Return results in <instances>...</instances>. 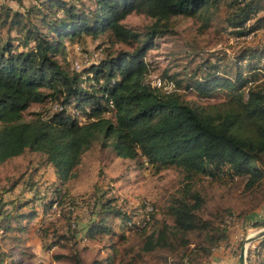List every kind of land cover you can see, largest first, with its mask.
<instances>
[{
	"label": "trees",
	"instance_id": "1",
	"mask_svg": "<svg viewBox=\"0 0 264 264\" xmlns=\"http://www.w3.org/2000/svg\"><path fill=\"white\" fill-rule=\"evenodd\" d=\"M34 1L23 11L3 5L0 13V25L17 27L22 33L20 43L12 44L9 36L0 40V164L25 152L41 154L51 164L55 180L44 190L42 210L53 201H65L64 184L93 145L115 157L140 159L157 168L174 167L183 184L166 206L172 223L161 222L144 234L152 215L146 226L133 233L143 235L141 253L164 248L174 258L173 264H200L228 235L218 222L208 226L200 220L197 212L203 198L192 189V179L240 178L245 189H257L264 179V47L244 48L232 61V77L220 75L219 65L211 63L204 64L209 70L187 75L183 85L176 74L164 70L159 87L146 79L144 55L156 47L158 38L171 32V18L197 17L206 28L210 10L221 1L231 34L262 29L264 0H92L91 8L78 7L75 0ZM131 12L144 15L151 23L141 31L124 26L120 21ZM103 31L116 42L134 45L133 49L103 56L79 72H67L56 58L63 39L82 33L95 38ZM167 84L172 86L164 89ZM181 89L193 92L195 99L186 98ZM213 91H223L226 97L207 102ZM44 100L57 108L23 118L22 112L31 104ZM106 197L100 201L99 211L95 210L97 201L93 204L86 237L110 232L105 222L108 215L117 219L122 234L131 231L120 224L128 215L112 204L114 197ZM31 201L25 199L0 211L2 233L26 229L37 212L19 209ZM66 221L71 226L68 217ZM200 229H208L206 245H194L185 253L187 233ZM42 230L41 236L46 238L47 229ZM54 237L46 249L68 239L63 234ZM263 247L264 237L257 242L258 250L255 247L251 253L247 249L245 263L264 264ZM7 255L0 248V264ZM68 257L72 264H110L107 258L83 263L74 254Z\"/></svg>",
	"mask_w": 264,
	"mask_h": 264
},
{
	"label": "rangeland",
	"instance_id": "2",
	"mask_svg": "<svg viewBox=\"0 0 264 264\" xmlns=\"http://www.w3.org/2000/svg\"><path fill=\"white\" fill-rule=\"evenodd\" d=\"M75 1L78 7L93 6L92 0ZM33 3L34 0H0V13L3 11V5L23 11ZM210 12V21L206 28L201 27V21L197 17L171 18L168 23V30L171 32L158 38L156 47L146 51L144 55V60L148 63L146 78L150 82L160 79L165 70L168 74H176L177 78H181L183 85L187 75L192 72L201 74L209 70L204 64L208 66L211 63L219 65L220 75L232 77V61L244 52V48L264 47V28L246 35L235 36L230 33L231 29L225 23L227 10L224 1ZM120 22L130 29L141 31L151 20L142 14L131 12ZM21 34L17 27L8 29L6 24L0 25V40L9 36L12 38V44L20 43ZM133 46L114 41L108 31L99 33L95 38L82 33L74 35L71 39L64 38L61 53L56 54V58L67 72L73 73L72 63L82 61L92 50H97L101 58L119 51H131ZM171 86L167 84L165 88ZM179 92L186 98L195 99L196 95L190 90L181 89ZM225 97L223 91H213L207 102H218ZM54 106V103L48 100L31 104L22 112V116L27 119L32 112L44 115L54 110ZM140 162V159L115 157L106 149L93 145L74 168L73 176L65 182V201L56 203L55 211L44 223V230L47 229L46 238L41 236V232L40 235L35 234L37 238L31 233L27 239L28 231L13 230V235L18 239H12L11 232L0 231V248L8 254L6 264H72L68 256L73 254L83 263L93 259L105 262L107 258L110 259V264H173L174 258L164 248H157L152 253H141L139 246L143 235L133 233V230L122 234L117 227V219H111L109 215L105 222L109 224L110 232H96L91 238L85 236V227L93 215V204L97 201L95 210L99 211V205L106 196H121L125 204L143 200L150 202L155 212L144 234L149 233L161 222L172 223L171 217L166 213V206L183 184L180 173L174 167L157 168ZM53 178L55 179L53 167L45 162L41 154L25 152L6 160L0 164V211L3 208H11L24 199H31L33 201L30 207L23 206L19 212H24L27 208H35L34 210L41 212L45 200L42 194ZM243 182L240 178L214 180L198 176L192 179V189L203 198L197 212L200 220L208 226L218 222L226 227L228 235L227 240L213 248L209 256L200 259V264H209L212 253L219 248L228 253L231 250L238 255L240 247L244 245L245 257L247 249L251 253L255 247L258 250L257 242L261 238L250 243H245V239L264 228V179L257 189H245ZM66 217L73 222V228L70 225L67 227ZM245 220L249 224H244ZM248 227L250 228L247 229ZM207 230L187 233L188 245L185 253L194 245H206ZM73 231L74 236L71 237ZM51 234H63L68 239L48 250L45 246L55 238H51ZM32 249H37L34 256ZM178 249L183 251L181 247ZM262 250L264 247L261 252ZM54 255L62 257L54 259Z\"/></svg>",
	"mask_w": 264,
	"mask_h": 264
},
{
	"label": "built area",
	"instance_id": "3",
	"mask_svg": "<svg viewBox=\"0 0 264 264\" xmlns=\"http://www.w3.org/2000/svg\"><path fill=\"white\" fill-rule=\"evenodd\" d=\"M100 56L101 55L100 53L97 52V50H92L87 54L86 58H84L82 61H78V62L74 61L72 63L73 66L72 65L71 66L73 67L74 71L79 72L82 68H86L92 63L97 62L100 59ZM84 77H85L84 75L81 76V78H84ZM148 82L151 86H156V87H159L163 83V81L158 78L156 79L155 82H150L149 80ZM163 88L165 89V85L163 86ZM106 104L110 106L111 101L107 100ZM54 108H57V106L55 105ZM112 204L116 208H118L120 212L128 215V218L124 222L120 223L121 226L128 228L129 230H133V231L139 230L143 228L144 226H146L148 222L150 221L151 216L155 212L153 205L146 200L132 203V204H125L121 196H115ZM55 209H56V202L53 201L48 205L46 210H43V212L41 211L42 213H41L40 219L38 220L35 226V230L38 234H41V231H42L41 229L43 228L44 223L50 219V216L55 211ZM247 223L248 222L245 220L244 224H247ZM71 226H73V222H71ZM249 228L250 227H248L247 229ZM263 251L264 250H262V253Z\"/></svg>",
	"mask_w": 264,
	"mask_h": 264
},
{
	"label": "crops",
	"instance_id": "4",
	"mask_svg": "<svg viewBox=\"0 0 264 264\" xmlns=\"http://www.w3.org/2000/svg\"><path fill=\"white\" fill-rule=\"evenodd\" d=\"M85 154V153H84ZM83 154V155H84ZM83 157V156H82ZM82 159V158H81ZM125 159V158H124ZM55 179L53 178L51 182H53ZM25 200V199H24ZM31 202H29L25 207H30ZM10 209V208H8ZM35 209V208H34ZM42 211V210H41ZM36 216L27 224L26 229H24V231H28L26 238L30 237V234H34V236L37 238L36 235H40L36 232L35 230V226L38 222V220L40 219L41 216V212L39 210L36 209ZM23 223V222H22ZM44 228V226H43ZM42 230V229H41ZM34 231V233H33ZM11 232V237L15 236L13 235V233L15 234V232L9 231ZM42 232V231H41ZM18 233H16L17 235ZM36 234V235H35ZM28 239V238H27ZM27 239H26V243H27ZM25 244V243H24ZM49 250V249H48ZM227 250V249H226ZM36 251L37 249H32V255H36ZM34 253V254H33ZM47 254V253H45ZM31 255V254H30ZM42 261V260H41ZM4 264H6V262H4ZM209 264H237V255L235 253H233V251L230 250V252L228 253L227 251H223L220 248L218 250H216L215 252L212 253L211 255V259H210V263Z\"/></svg>",
	"mask_w": 264,
	"mask_h": 264
},
{
	"label": "water",
	"instance_id": "5",
	"mask_svg": "<svg viewBox=\"0 0 264 264\" xmlns=\"http://www.w3.org/2000/svg\"><path fill=\"white\" fill-rule=\"evenodd\" d=\"M264 237V228L261 230H258L253 236H248L245 239V243H250L253 240H256L258 238ZM244 245L240 247L238 255H237V264H245V254H244Z\"/></svg>",
	"mask_w": 264,
	"mask_h": 264
}]
</instances>
